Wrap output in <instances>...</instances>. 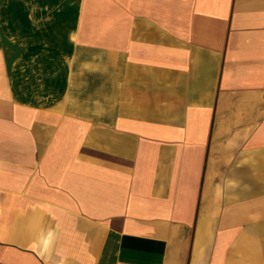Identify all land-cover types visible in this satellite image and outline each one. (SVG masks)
<instances>
[{
  "label": "crops",
  "instance_id": "1",
  "mask_svg": "<svg viewBox=\"0 0 264 264\" xmlns=\"http://www.w3.org/2000/svg\"><path fill=\"white\" fill-rule=\"evenodd\" d=\"M0 264H264V0H0Z\"/></svg>",
  "mask_w": 264,
  "mask_h": 264
}]
</instances>
